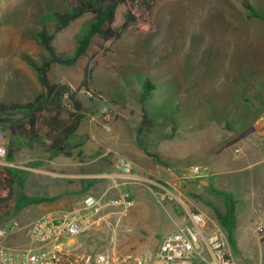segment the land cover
Here are the masks:
<instances>
[{
    "label": "rangeland",
    "instance_id": "374dc122",
    "mask_svg": "<svg viewBox=\"0 0 264 264\" xmlns=\"http://www.w3.org/2000/svg\"><path fill=\"white\" fill-rule=\"evenodd\" d=\"M68 9L66 0H0V102H28L43 90L32 64L41 65L49 54L37 32L45 27L53 32L54 14ZM128 10L137 20L120 39L94 37L75 65L51 64L49 80L73 88L82 82L91 59L94 66L91 86L97 97L84 88L78 93L88 113L71 139L72 144L84 142L77 149L81 153L73 157L98 156L107 143L141 160L138 151H129L133 139L139 153L156 164L165 167L159 153L166 152L173 155L169 163L177 155L185 167H173L165 175L143 172L142 180L122 185L132 193L134 206L77 238V246L154 257L162 238L177 231L176 223L189 221L186 212L191 210L203 212L221 228L235 264H264V163L247 174H234L230 188L228 182L221 184L227 178L218 181L207 164L189 167L201 156L209 163L220 156H243L241 144L233 139L237 135L246 140L253 158L259 156L253 163L264 158V0H127L117 9L115 26L122 25ZM92 19L91 13L85 14L59 32L54 41L58 51L73 55ZM146 81L156 86L144 103L151 124L143 122L141 97ZM109 107L116 115L112 132L97 120ZM0 131L6 135L7 151L10 146L15 149L12 160L0 161V179L5 167L18 171L8 206L0 207V224L12 223L28 235L29 224L47 206V200L35 198L30 187L37 174L33 169L38 160L53 157V152L43 147V131L33 146L26 134ZM259 147L263 154H254ZM236 150L241 153L236 155ZM233 163L232 167L241 165L240 160ZM195 166L204 170L202 175H195ZM254 171L260 177L251 190L246 178ZM183 174L191 176L173 188L172 179L179 180ZM86 184L87 190L77 193V200L108 187L105 179H89ZM168 190L175 194L173 199L162 198ZM4 193L9 195V187L0 184V196ZM112 193L118 195L119 190ZM7 240L14 246L29 241L28 236L15 235Z\"/></svg>",
    "mask_w": 264,
    "mask_h": 264
},
{
    "label": "built area",
    "instance_id": "2783aa9c",
    "mask_svg": "<svg viewBox=\"0 0 264 264\" xmlns=\"http://www.w3.org/2000/svg\"><path fill=\"white\" fill-rule=\"evenodd\" d=\"M115 116L114 109L109 107L102 110L97 120L105 131L110 132ZM112 152L107 148L103 155L109 156ZM6 156L7 148L0 131V161ZM115 168L114 177L120 176L126 183L142 180L134 174V164L130 159H117ZM200 169L195 166L192 171L200 176L204 172ZM167 171L173 170L167 168ZM189 176L183 174L179 180L172 179L171 186L177 189L182 180ZM2 195L4 197L6 193ZM161 195L162 198L166 195L170 199L175 197L170 190ZM134 203V197L127 189L115 196L107 193L87 194L71 209L51 210L32 221L28 226L29 241L25 246L8 245L7 238L12 228L2 223L0 264H235L231 254L226 251L223 231L201 211L188 210V223L179 226L175 233L164 236L154 257L116 250L86 251L77 246V238L100 228L110 216L127 214Z\"/></svg>",
    "mask_w": 264,
    "mask_h": 264
},
{
    "label": "trees",
    "instance_id": "16d2710c",
    "mask_svg": "<svg viewBox=\"0 0 264 264\" xmlns=\"http://www.w3.org/2000/svg\"><path fill=\"white\" fill-rule=\"evenodd\" d=\"M66 1L69 6L68 11L54 14L56 21L54 31L50 32L45 27L37 32L40 45L49 54V59L45 60L41 65L32 64L37 71L43 90L33 100L28 102H0V129L8 130L12 136L26 134L29 137L28 144L30 146L37 142L41 131H43L45 135L43 147L46 151L53 152L55 155L64 154L71 157L81 153V150L77 151V149L83 145L82 140L72 144L71 139L77 134L88 113V108L79 99L78 93L84 88L89 95L97 97L91 86L94 66L91 64V59L85 67L82 82L77 88H73L67 82H51L49 80L48 73L51 64L75 65L81 57L87 54L94 37H99L104 41L118 40L136 22L137 17L132 10H128L122 25H114L117 9L120 5L126 3L127 0ZM88 13L93 15V19L89 22L88 29L79 36L74 54L65 55L60 53L54 43L56 35L67 28L73 21ZM155 87L150 81H146L144 84L145 90L141 97L144 109V124H151V119L145 111L144 103ZM139 130L141 131L142 127ZM14 152V147L10 146L6 157L12 160ZM17 173L16 169L3 168L0 184L9 187V195L0 197V207L8 206V201L14 192L13 188ZM7 214L9 215V212Z\"/></svg>",
    "mask_w": 264,
    "mask_h": 264
},
{
    "label": "crops",
    "instance_id": "0c3cea01",
    "mask_svg": "<svg viewBox=\"0 0 264 264\" xmlns=\"http://www.w3.org/2000/svg\"><path fill=\"white\" fill-rule=\"evenodd\" d=\"M233 139H234V142L236 141L238 144L239 143L241 144L240 148L243 151V156L239 158L236 156H233L232 158H228V159H225L226 158L225 156L223 157L220 156L217 159H215V161L210 162V163L207 158H204L205 156L203 157L201 156L199 159H196L195 161L190 162L191 165H189V167L194 166V165L203 166L207 164V166L211 168L212 175L214 178H217V180L220 181L224 177H226L227 180L224 182H221V184L228 182L227 184H229V188L232 187L233 182H231V180L234 174L236 176L247 174L251 172L250 169L253 168L254 166L261 165L264 163V158L258 161V163L257 162L253 163V160H255V158L258 159L259 156L258 157L256 156L255 158H253V153L249 149V147H247L248 145L246 144V140L243 139V137H240L237 135L236 137H233ZM134 142L135 141H133V139L132 141H130L129 147H131L132 149H130L129 151L133 152L135 150V152L138 151L139 153L138 146H136ZM3 143L6 144V135L4 133H3ZM99 143L100 144L103 143L102 139H99ZM110 143L114 144L112 141ZM117 143H118V140H117ZM106 144L103 143V145L106 147L105 150L107 148H110L111 150H113L112 154L109 156H104L103 155L104 153H102V154H99L98 156L84 157L82 160H78V159H74L73 156L69 157L64 154H58V155L53 154L52 155L53 157H50V158H42L43 160H40V161L37 159L38 160L37 163L39 164V166L33 169L37 173L35 174V178H34L35 185L34 186L31 185L30 187L33 191L35 198H38L39 201L47 200V202L44 203L47 206L45 207L44 210L38 213L39 215L37 216V218L43 213L51 211V210L71 209L75 205H77V203L80 202L81 199L87 194H95V193H87L81 196L77 200L78 198L76 197L77 193L87 190L88 186L86 184V181L87 180L89 181V179L96 178V179H105L106 181H108V187L102 193H107L109 196H115L112 193L115 190H119V193L121 190H124V189L128 190L127 187L122 188V185H126L128 183H126V181L122 177L120 176L114 177L115 175L113 174L116 170L115 162L119 158L130 159L134 164V169H133L134 174L139 177H140V174L143 172H146L149 174H162L163 173L165 175L166 173H168L167 168H170L173 170V167L174 168L181 167V166L185 167L184 164L181 163V159H179L177 155L175 156L177 160L173 161V164H172V163H169L168 160H170V158L173 159V155H171L170 153H166V152H160L159 153L160 161H163L166 164L165 167H163L161 163H160L161 165L159 163L156 164V161H154L151 157H149L145 153L138 154L136 152L137 155L142 156L141 160L140 159L136 160V158H133L132 156H128L123 151L114 150L113 147L108 146ZM83 145H84V142H83ZM126 148L128 149V147ZM261 149L262 148L260 147L256 149V151L257 150L258 151L255 152L254 154H257L258 152L259 154L262 153ZM240 153L241 151L239 152L237 150L235 151L236 155L237 154L239 155ZM237 160H240L241 165L237 167H232L231 166L232 163ZM206 161L207 163H205ZM229 162H231L230 163L231 165L229 166V168L228 167L226 168L225 166H227ZM98 171L99 172L101 171L102 174H95ZM257 173L258 172L254 171L252 175L250 176V178L248 177L246 178V182H248L246 185L251 184L250 185L251 187L248 186V189L250 187L251 190H254L255 188L254 183L260 177L259 174ZM110 174H112L113 176H109ZM120 179H123V180L121 181ZM263 180H264V175H263ZM240 187H243V186L240 185ZM186 214L188 217V211L186 212ZM34 220L35 219H33L32 221ZM186 223H188V221ZM176 225L178 226L177 227V230H178L179 226L181 225H178V223H176ZM12 226H15V225L10 223V227L12 228L10 230V234H9L10 236L11 235H15V237L16 236H19V237L28 236L26 235V233L24 234L20 229L16 230ZM7 244L11 245V241L7 240Z\"/></svg>",
    "mask_w": 264,
    "mask_h": 264
}]
</instances>
